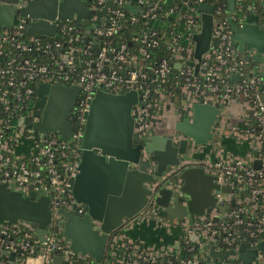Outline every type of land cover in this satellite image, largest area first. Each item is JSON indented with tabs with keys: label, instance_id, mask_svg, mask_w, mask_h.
I'll list each match as a JSON object with an SVG mask.
<instances>
[{
	"label": "built area",
	"instance_id": "obj_1",
	"mask_svg": "<svg viewBox=\"0 0 264 264\" xmlns=\"http://www.w3.org/2000/svg\"><path fill=\"white\" fill-rule=\"evenodd\" d=\"M85 1L97 24L82 26L74 18L55 16L48 19L55 25L53 35L31 33L27 25L36 17L20 14L17 4L12 23L0 25V183L34 199L44 191L50 196L51 214L41 236L32 220H1L0 264H52L54 254L64 264L106 260L107 264H244L239 255L242 242H248L247 249H256L248 264H264V246H257L264 241V78L231 38L232 24L251 21L264 29V0H234L231 10L228 0H169L164 5L162 0H112V6L106 7L107 19L97 14L107 0ZM201 2L213 10L200 9ZM126 3L138 11L126 8ZM205 12L211 15V36L198 60L194 35L201 31ZM126 14L131 21L142 15L144 26L133 37L134 48L124 40L112 43V34ZM189 61L198 62L197 68ZM233 72L241 78L231 79ZM40 83L79 86L73 111L67 115L73 144L58 130L35 127L41 119L35 114ZM99 87L114 93L122 88L137 91L131 109L133 130L147 138L154 134L168 102L177 105L178 119L188 121L193 119L195 103L215 105L211 139L196 142L193 135L175 130L172 140L187 139L182 164L200 165L216 175L218 186L211 192L226 208L207 207L192 221L188 216L167 217L155 200L160 187L171 188L183 203L186 200L180 178L168 179L170 169L149 183L153 193L141 211L108 236L101 262L88 252L74 250L62 233L60 210L87 212L72 194V181L78 172L77 140L84 113ZM233 100L242 105V120L228 126ZM22 136L34 142L27 153L15 151ZM230 140L235 150L226 144ZM224 186L229 189L223 197ZM148 221L164 227L157 243L128 233ZM212 245L216 251L225 250V255L210 254Z\"/></svg>",
	"mask_w": 264,
	"mask_h": 264
},
{
	"label": "water",
	"instance_id": "obj_2",
	"mask_svg": "<svg viewBox=\"0 0 264 264\" xmlns=\"http://www.w3.org/2000/svg\"><path fill=\"white\" fill-rule=\"evenodd\" d=\"M20 4L19 13L36 17L27 25V32L53 35L55 25L48 19L55 16L74 18L82 26L97 24L92 21L91 12L85 0H0V25L9 26L13 21L16 5ZM107 0L97 10L99 16L108 18ZM234 0H228V9H233ZM125 7L137 12L138 8L130 3ZM202 10L212 11L213 6L199 3ZM231 38L238 50L250 59V66L264 78V29L257 23L247 21L242 26L232 24ZM88 31V28L86 29ZM211 36V15L202 14L201 31L194 35L195 56L200 59L201 53L209 46ZM195 68L198 62L189 61ZM179 66L180 64L177 63ZM239 72H233L231 79H240ZM79 91L77 84L40 83V98L36 106L44 105L40 121L35 124L39 130H58L61 138L73 144L70 135L72 124L67 115L76 101ZM49 92V100L44 104V93ZM138 99L137 91L122 88L118 92L107 91L104 87L95 89L90 99L89 108L84 113L82 134L77 140L78 172L72 181V194L77 201H82L87 212L78 214L74 209L60 211L64 216L61 223L62 233L70 238L74 250L88 252L95 261L101 262L108 236L124 226L125 221L134 218L147 204L152 189L149 183L159 179L166 171L173 169L168 179L180 178L181 190L185 193L183 203L177 191L162 186L155 195L156 204L170 219H181L188 216L192 221L195 214L217 205L221 210L227 204L218 203L212 195L216 175L206 173L200 165H185L187 139L178 143L172 140L175 130L193 135L196 142L212 138L211 127L218 111L215 105L195 103L192 121L178 119L177 105L168 102L162 118L158 121L154 134L147 138L139 136L133 130L136 125L131 114L132 106ZM229 123L242 120V105L232 101L229 105ZM38 114V109L35 110ZM229 186L222 187V196L226 195ZM49 198L40 191L37 198L24 196L20 191L8 188L0 183V221L17 218L32 220L38 226V234L50 220ZM94 220L99 224L96 226ZM248 242L239 246V255L244 264L255 256L256 249H247ZM264 246V241L257 244ZM232 251V250H230ZM226 251H216L210 247V254L225 255ZM106 263H109L106 260ZM52 264H64L60 255L54 254Z\"/></svg>",
	"mask_w": 264,
	"mask_h": 264
},
{
	"label": "trees",
	"instance_id": "obj_3",
	"mask_svg": "<svg viewBox=\"0 0 264 264\" xmlns=\"http://www.w3.org/2000/svg\"><path fill=\"white\" fill-rule=\"evenodd\" d=\"M167 2H169V0H162L161 4L164 5ZM138 16H139V19L137 21H131L128 18V14H126V16L121 20V26L117 30H115V32L112 34V43L117 44V42L124 40L127 42L129 48L130 47L134 48L136 46L137 43L135 39H133V37L138 33L139 30H142L144 26V25H141L142 15L138 14ZM148 25L153 26L151 21H149ZM85 31H86V28H83V32ZM158 57L155 56V59ZM101 264H107V263L106 261H103Z\"/></svg>",
	"mask_w": 264,
	"mask_h": 264
},
{
	"label": "crops",
	"instance_id": "obj_4",
	"mask_svg": "<svg viewBox=\"0 0 264 264\" xmlns=\"http://www.w3.org/2000/svg\"><path fill=\"white\" fill-rule=\"evenodd\" d=\"M175 229L174 231H176ZM128 233L133 237L140 238L146 243H157L159 236H164L165 230L164 227L155 225L153 221H148L134 226L128 230Z\"/></svg>",
	"mask_w": 264,
	"mask_h": 264
},
{
	"label": "rangeland",
	"instance_id": "obj_5",
	"mask_svg": "<svg viewBox=\"0 0 264 264\" xmlns=\"http://www.w3.org/2000/svg\"><path fill=\"white\" fill-rule=\"evenodd\" d=\"M43 111L41 112L40 114V118H41V115H42ZM34 144L33 140L31 138H27L25 136H22V141L19 142L16 146H15V151L17 153H27L31 146ZM226 144L233 150H235V144L233 143V141H228L226 142Z\"/></svg>",
	"mask_w": 264,
	"mask_h": 264
},
{
	"label": "flooded vegetation",
	"instance_id": "obj_6",
	"mask_svg": "<svg viewBox=\"0 0 264 264\" xmlns=\"http://www.w3.org/2000/svg\"><path fill=\"white\" fill-rule=\"evenodd\" d=\"M44 96H45V97H44V99H45L44 104H46V102H48V100H49L50 93H49V92H45V93H44ZM43 109H44V105L38 108V114H39V115L41 114V112L43 111ZM72 111H73V109H71V110L69 111L70 114L72 113Z\"/></svg>",
	"mask_w": 264,
	"mask_h": 264
}]
</instances>
